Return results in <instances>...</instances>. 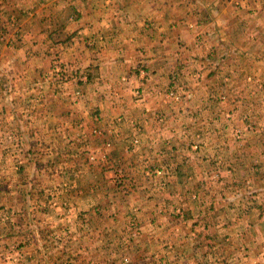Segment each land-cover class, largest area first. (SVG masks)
<instances>
[{
  "label": "rangeland",
  "instance_id": "obj_1",
  "mask_svg": "<svg viewBox=\"0 0 264 264\" xmlns=\"http://www.w3.org/2000/svg\"><path fill=\"white\" fill-rule=\"evenodd\" d=\"M98 1L46 0L32 20H94ZM247 5L220 6L223 37L190 22L176 49L151 37L170 56L158 85L68 78L69 124L84 129L68 153L31 147L21 166L0 147V264H264V48L237 21L264 20V0Z\"/></svg>",
  "mask_w": 264,
  "mask_h": 264
},
{
  "label": "crops",
  "instance_id": "obj_2",
  "mask_svg": "<svg viewBox=\"0 0 264 264\" xmlns=\"http://www.w3.org/2000/svg\"><path fill=\"white\" fill-rule=\"evenodd\" d=\"M45 1L0 0V36L5 40L0 42V132L4 135L0 147L15 149V161L21 166H32L37 162L29 154L31 147L47 149L49 157L57 150L61 155L68 153L71 129L77 133L72 139L79 142V133L84 129L80 126L71 128L69 124V100L64 93L70 88L68 78L81 82L84 91L115 80L120 84L128 81L132 88L138 84L158 85L157 80H162L166 70L163 61L170 56L164 48L155 53L152 40L159 37L163 39L159 41L162 42L160 45L169 43L176 49L178 36L182 37V31L188 32L185 22H190L189 27L195 25L197 33L205 30L214 39L223 37L232 20L222 19L220 6L225 4L228 10L234 2L100 0L99 5L100 1L92 6L94 20H90V9L79 12V20H32L44 11ZM238 1L245 6L251 3V0ZM53 10L49 15L43 12L41 17L50 18ZM9 14L18 20H4ZM22 17L27 19L19 20ZM237 21L245 30L242 34H249L250 29L246 27L253 22L256 49L264 48V20ZM21 66H28L32 74L41 67H50L52 76H13V71ZM68 67L70 76L65 71ZM142 70L148 72L147 77L140 75ZM83 76L88 82L81 80ZM38 84L45 86V93L39 92ZM61 164L67 168L63 160ZM50 166L53 176L55 169ZM60 173L71 176L69 171ZM80 175L83 173L78 167L72 176Z\"/></svg>",
  "mask_w": 264,
  "mask_h": 264
}]
</instances>
